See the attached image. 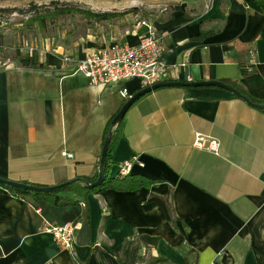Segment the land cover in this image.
I'll return each mask as SVG.
<instances>
[{
  "label": "crops",
  "instance_id": "obj_1",
  "mask_svg": "<svg viewBox=\"0 0 264 264\" xmlns=\"http://www.w3.org/2000/svg\"><path fill=\"white\" fill-rule=\"evenodd\" d=\"M152 23L173 82L232 81L264 102V0H174ZM144 33L131 23L67 55L134 46ZM62 58L0 70V178L52 186L95 176L118 90H141L136 80L90 86ZM240 65L255 73L242 76ZM113 133L110 176L135 157L129 174L155 184L89 195L88 219L84 203L55 207L0 187V264H264L263 110L217 87H164L138 99ZM196 133L218 140L219 156L192 148ZM150 194L170 204L173 223ZM65 223L76 228L71 251L40 231Z\"/></svg>",
  "mask_w": 264,
  "mask_h": 264
},
{
  "label": "rangeland",
  "instance_id": "obj_2",
  "mask_svg": "<svg viewBox=\"0 0 264 264\" xmlns=\"http://www.w3.org/2000/svg\"><path fill=\"white\" fill-rule=\"evenodd\" d=\"M173 3L174 0H0V70L24 68L17 61L19 56L40 61L46 54L63 57L86 53L92 44L113 37L128 24L142 20L152 23L162 9ZM105 12L114 17L107 21L88 17V13ZM40 16H46L43 26L35 21Z\"/></svg>",
  "mask_w": 264,
  "mask_h": 264
},
{
  "label": "built area",
  "instance_id": "obj_3",
  "mask_svg": "<svg viewBox=\"0 0 264 264\" xmlns=\"http://www.w3.org/2000/svg\"><path fill=\"white\" fill-rule=\"evenodd\" d=\"M139 25L145 28V33L137 45L114 43L102 50H92L82 59H76L71 55H65L62 59L71 68L73 74L82 75L93 87L136 80L143 89L158 83L173 82L175 68L166 65L162 60L165 51L164 36L153 23L142 20ZM131 96V92L125 86L118 90V97L122 101L126 102ZM191 147L216 156L220 154L219 141L199 133L194 135ZM62 156L66 159L72 157L71 154L66 153H62ZM133 162H137L135 157L119 163L117 174L119 176L129 174L133 168ZM138 165L141 166L140 163ZM40 231L50 235L59 247L72 250L76 231L72 223L45 224Z\"/></svg>",
  "mask_w": 264,
  "mask_h": 264
},
{
  "label": "trees",
  "instance_id": "obj_4",
  "mask_svg": "<svg viewBox=\"0 0 264 264\" xmlns=\"http://www.w3.org/2000/svg\"><path fill=\"white\" fill-rule=\"evenodd\" d=\"M13 10H15V9H13ZM9 12H11V11H9ZM60 12H63V11H60ZM45 17L46 16L36 17L35 21L38 23V25L43 26L44 22L46 21ZM88 17L89 18L91 17V18L95 19L96 21H107V20H110L111 18H113L114 15L112 13H108V12L99 13V14L88 13ZM204 35L205 34L201 33L198 36V38H202ZM17 61L24 68H34L35 69V68H40L42 66L40 64H37V65L32 64L30 59H26V58L21 57V56H19L17 58ZM251 68L252 67H250L249 65H240V72H241L242 76H246L250 73H255ZM225 83L228 86L236 89L238 92H240L245 97H247L251 102L264 105L263 101H259V100L252 98L246 92V90L243 87H241L240 85H238L232 81H225ZM124 104H125V101H123L120 104V109ZM116 114H114L111 117V119L108 121L107 130L110 126L112 119L114 118V116ZM114 129L112 130L109 148H108L106 158L104 161V165H103L104 181L98 187H96L92 190H88L86 188V185H85L86 183H88V184L93 183L97 179L98 174H96L93 177H80L78 179H81V180H77V181L73 182L72 184H69V185L61 188L60 190L55 191V192H51V193L27 192V191H23V190H19V189H13V188H10L7 186H2V185H0V187L7 190L12 195L28 196V197L35 199V200H41V201L47 202L48 204L55 206V207L78 206V205L84 203V215H85L86 219H88L87 197L89 195L98 194L103 190H114L117 192H130V191H135V190L140 189V188L149 189L151 186H153L155 184V181L148 179L147 177H144L142 175L127 174L125 176H119L117 174V176H115V177L110 176L111 168L114 165V162H113V150H114V143H115L114 142V133H113ZM107 130H106V133L104 135V139L107 135ZM104 139H103V141H104ZM19 182L23 183V184H29L25 181H19ZM33 185L43 186V185H36V184H33ZM148 202H153L158 207L161 208L166 221H168L170 223H173L175 221V218L173 217V214H172L170 204L164 198L159 197V196L154 195V194H150L148 197ZM141 239L145 240L150 245H155L158 242L157 238L141 237Z\"/></svg>",
  "mask_w": 264,
  "mask_h": 264
},
{
  "label": "water",
  "instance_id": "obj_5",
  "mask_svg": "<svg viewBox=\"0 0 264 264\" xmlns=\"http://www.w3.org/2000/svg\"><path fill=\"white\" fill-rule=\"evenodd\" d=\"M164 87H188V88H198V87H217L222 90L227 91L237 99L243 101L244 103L264 111V105L258 104V103H253L251 102L247 97L242 95L240 92H238L236 89L222 83L219 81H205V82H189V83H181V82H166V83H158L155 84L151 87L143 88L139 90L138 92L134 93L131 98H129L125 104L121 107V109L118 111V113L114 116L112 119L110 126L107 131V135L104 139L100 157H99V166H98V176L97 179L91 183L88 184L86 183V188L88 190H92L99 185H101L104 181V174H103V165L104 161L106 158V154L109 148L110 140H111V135H112V130L121 122V120L124 118L126 112L128 109L142 96H144L147 93H150L151 91L157 90L159 88H164ZM81 180L78 178L75 179H70L65 182H62L57 185H52V186H35V185H29V184H23L20 182L16 181H11L7 179L0 178V185L2 186H7L13 189H19L27 192H37V193H51L60 190L61 188L72 184L73 182Z\"/></svg>",
  "mask_w": 264,
  "mask_h": 264
}]
</instances>
